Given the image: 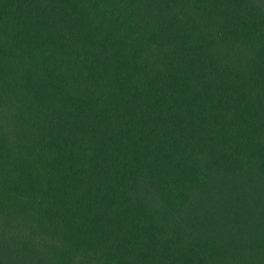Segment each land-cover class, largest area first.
Here are the masks:
<instances>
[{
	"label": "trees",
	"instance_id": "16d2710c",
	"mask_svg": "<svg viewBox=\"0 0 264 264\" xmlns=\"http://www.w3.org/2000/svg\"><path fill=\"white\" fill-rule=\"evenodd\" d=\"M0 264H264V0H0Z\"/></svg>",
	"mask_w": 264,
	"mask_h": 264
}]
</instances>
